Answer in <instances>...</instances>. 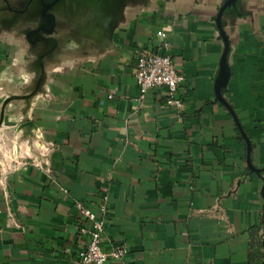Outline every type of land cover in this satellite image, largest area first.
Returning a JSON list of instances; mask_svg holds the SVG:
<instances>
[{
  "label": "crops",
  "instance_id": "1",
  "mask_svg": "<svg viewBox=\"0 0 264 264\" xmlns=\"http://www.w3.org/2000/svg\"><path fill=\"white\" fill-rule=\"evenodd\" d=\"M43 1L0 0V264H73L88 239L74 203L96 208L103 195L101 248H127L105 264H258L264 0H237L222 15V95L242 132L214 92L225 0H125L106 47L76 33L70 0L43 33ZM161 29L184 75L180 109L164 87L138 100L136 56L157 49ZM26 120L36 128H21Z\"/></svg>",
  "mask_w": 264,
  "mask_h": 264
},
{
  "label": "built area",
  "instance_id": "2",
  "mask_svg": "<svg viewBox=\"0 0 264 264\" xmlns=\"http://www.w3.org/2000/svg\"><path fill=\"white\" fill-rule=\"evenodd\" d=\"M159 44L157 49L138 51L135 63V82L138 87V100L142 103L149 91L156 87H164L166 90L165 103L178 109L183 107L182 99L176 97V92L184 81V75L180 73L171 58L170 41L164 30L157 31ZM16 166L13 161L12 167ZM107 196L100 198L98 206L93 208L81 201L74 203L78 213L79 233L87 235L88 239L76 252L73 264H105L108 260H120L126 253V247H113L110 250L101 248V234L105 226V213Z\"/></svg>",
  "mask_w": 264,
  "mask_h": 264
},
{
  "label": "water",
  "instance_id": "3",
  "mask_svg": "<svg viewBox=\"0 0 264 264\" xmlns=\"http://www.w3.org/2000/svg\"><path fill=\"white\" fill-rule=\"evenodd\" d=\"M63 0H48L47 2L43 1L41 4V17L46 22V27L43 28V33L52 34L54 32L55 21V11L56 6L59 2ZM69 3V19L75 20L76 27L74 30L76 33H84L91 37V40L101 44L103 47L108 46L111 41L112 33L120 22L123 14V9L125 5V0H70ZM237 0H226L219 8L217 15L215 17V23L219 35L224 43V49L220 56L219 60V71L214 84V92L216 99L223 103L225 107L233 115L239 130L242 132L236 117L228 105L226 100L222 95L223 89L226 87L229 70L227 64V57L229 52V41L223 30L222 15L224 10L229 6H233ZM54 39V38H53ZM52 39V40H53ZM56 39V38H55ZM54 39V40H55ZM42 57L39 58L37 66L42 68ZM31 95L25 97L28 100ZM3 109H1L0 114V126L3 120ZM21 128L34 129L36 128L34 123L26 120L21 125ZM250 147L247 144V165L250 169L256 170L252 167L249 159Z\"/></svg>",
  "mask_w": 264,
  "mask_h": 264
},
{
  "label": "trees",
  "instance_id": "4",
  "mask_svg": "<svg viewBox=\"0 0 264 264\" xmlns=\"http://www.w3.org/2000/svg\"><path fill=\"white\" fill-rule=\"evenodd\" d=\"M259 244H260V246H261L262 248H264V236H263V238H261V239L259 240ZM257 257H259V258H258V259H259L258 264H263V263H264V252L261 253V256H259V255L257 254Z\"/></svg>",
  "mask_w": 264,
  "mask_h": 264
},
{
  "label": "flooded vegetation",
  "instance_id": "5",
  "mask_svg": "<svg viewBox=\"0 0 264 264\" xmlns=\"http://www.w3.org/2000/svg\"><path fill=\"white\" fill-rule=\"evenodd\" d=\"M225 1H226V0H225ZM225 1H224V2H225ZM225 10H226V9H225ZM225 10H224V11H225Z\"/></svg>",
  "mask_w": 264,
  "mask_h": 264
}]
</instances>
